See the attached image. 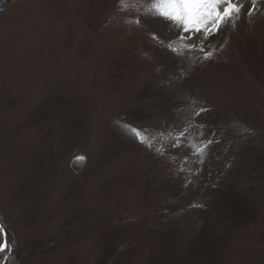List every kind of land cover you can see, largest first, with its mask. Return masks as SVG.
Returning a JSON list of instances; mask_svg holds the SVG:
<instances>
[{
  "label": "rangeland",
  "instance_id": "rangeland-1",
  "mask_svg": "<svg viewBox=\"0 0 264 264\" xmlns=\"http://www.w3.org/2000/svg\"><path fill=\"white\" fill-rule=\"evenodd\" d=\"M124 2L0 0V215L24 244L60 230L69 206L82 203L100 216L117 210L141 220L132 234L146 235L125 264H264V176L239 188L245 198H235L234 212L243 221L217 220L212 204L245 141L198 153L206 129L193 116L194 108L227 110L264 148V61H256L264 59V0L250 14L243 0L238 18L204 42L207 60L177 39L183 25L159 15L154 0ZM160 88L176 101L131 125L146 130L151 148L136 138L100 160L108 116L142 89ZM181 131L182 146L171 147ZM30 172L34 194L21 188ZM35 254L23 264H97L100 249L88 236Z\"/></svg>",
  "mask_w": 264,
  "mask_h": 264
},
{
  "label": "trees",
  "instance_id": "trees-1",
  "mask_svg": "<svg viewBox=\"0 0 264 264\" xmlns=\"http://www.w3.org/2000/svg\"><path fill=\"white\" fill-rule=\"evenodd\" d=\"M243 55V57H246V52ZM256 61L261 62L262 66L264 59L256 55ZM176 99L177 96L176 98L175 96H166L161 88L155 91L153 89L139 91L130 106L117 114L108 116V120L104 122L102 128L103 138L96 153L97 157L105 162L116 153L131 149L136 137L124 126L131 127L134 122L144 121L151 115V111L159 113L167 109V104L176 101ZM200 116L199 121L206 129V137L208 139L218 138L214 144H217L216 147L221 145L225 139L242 137L245 141L237 164L235 166L228 165L225 169L228 182L226 192L220 193L222 196L218 204L216 202L212 204L211 211L217 220L226 219L224 224L227 225V223L240 219L234 212V209L239 206V204L235 206V198L237 203L245 198L239 188L244 186L248 180L264 176V170L260 169V167L264 168V148L260 140H256V135L252 134L251 131L249 132L246 126L241 124L239 120L234 119V116L227 110H210ZM207 158V160H204L206 161L204 164L209 167L211 165L208 162H210L212 155ZM249 165H251V169H248ZM19 169L23 170L22 168ZM33 175L30 172L21 180V188L26 194L35 193L32 184ZM200 179L198 182H200ZM81 204L76 203L69 206L73 214L66 220L60 230L39 240L33 239L27 242L29 240L27 239L24 244L22 243L24 246L16 241L0 215V225L4 229L5 239L10 242V247L0 253V264H23L26 254L36 255V252H47L57 247L65 248L73 242L84 240L88 236L92 238L95 246L100 249L97 264H125L130 257H133L131 252L137 246L136 243L140 242L146 235L145 231L141 234H132V232H135L136 223L141 222V220L139 221L137 216H129L126 213L117 212V210L109 212L105 216H100L98 210ZM203 231L204 229L201 228L196 233L194 240L199 241L202 239L201 233ZM225 238L226 236L223 233L221 239L224 241ZM194 240L192 239L186 248H190L194 244Z\"/></svg>",
  "mask_w": 264,
  "mask_h": 264
},
{
  "label": "snow or ice",
  "instance_id": "snow-or-ice-1",
  "mask_svg": "<svg viewBox=\"0 0 264 264\" xmlns=\"http://www.w3.org/2000/svg\"><path fill=\"white\" fill-rule=\"evenodd\" d=\"M253 7L249 8V14L255 11V5L257 0H251ZM123 7H127L124 0H121ZM223 6V7H221ZM153 7L157 9L159 15L173 22L175 27L183 25L181 34L177 37L181 41L185 48L198 47V50L203 54L202 59H210L213 52L206 51L204 42L208 37L216 34L223 26V24L233 18H238L242 12L244 3L243 0H154ZM139 21H137L138 23ZM196 35L200 36V45L194 46L191 41ZM169 50L176 52V49L169 42ZM195 105L196 101H192ZM210 109L206 107H200L193 110V116L198 117L201 114L209 112ZM130 131L136 138L140 139L141 143H147L151 148V141L144 134L146 130L137 129L135 127L124 126ZM202 128L203 125H200ZM186 133L181 131L177 136L171 147L182 146V141ZM215 142L214 137L211 139L206 138L201 141L204 147L196 148L198 153L206 151L207 146ZM157 154H161L160 150H157ZM78 159H83L79 157ZM4 236V229L0 228V252L5 251L10 247V242L2 240Z\"/></svg>",
  "mask_w": 264,
  "mask_h": 264
},
{
  "label": "water",
  "instance_id": "water-1",
  "mask_svg": "<svg viewBox=\"0 0 264 264\" xmlns=\"http://www.w3.org/2000/svg\"><path fill=\"white\" fill-rule=\"evenodd\" d=\"M0 228H2V226L0 225ZM3 229V228H2ZM3 240H5V237L3 236ZM6 241V240H5Z\"/></svg>",
  "mask_w": 264,
  "mask_h": 264
}]
</instances>
